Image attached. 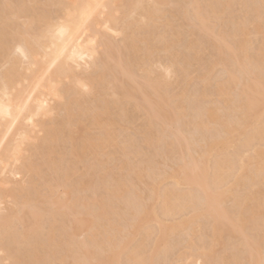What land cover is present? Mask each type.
<instances>
[{
    "label": "bare ground",
    "instance_id": "1",
    "mask_svg": "<svg viewBox=\"0 0 264 264\" xmlns=\"http://www.w3.org/2000/svg\"><path fill=\"white\" fill-rule=\"evenodd\" d=\"M182 261L264 264V0H0V264Z\"/></svg>",
    "mask_w": 264,
    "mask_h": 264
},
{
    "label": "rangeland",
    "instance_id": "2",
    "mask_svg": "<svg viewBox=\"0 0 264 264\" xmlns=\"http://www.w3.org/2000/svg\"><path fill=\"white\" fill-rule=\"evenodd\" d=\"M190 88L194 90V88H192V87H190ZM190 91H191V90H190ZM191 92H192V91H191ZM189 94H190V92H189ZM138 122H139V123H138ZM138 122H137L138 125H139V124H140V125L142 124V123H141V122H142L141 120H138ZM160 162H161V164L163 165V160L160 161ZM164 163H165V162H164ZM167 166H171L170 162H169V165H167ZM162 167H163V166H162ZM162 167H161V168H162ZM163 169H164V167H163ZM166 169H167L166 171H169V167L166 168ZM12 179H14V178H12ZM12 179H11V180H12ZM17 179L19 180V178H16V181L18 182ZM20 179H21V178H20ZM22 180L26 182L27 179L24 180V178H22V179L19 181V183H21ZM13 181H14V180H13ZM13 181H12V182L10 181V186H11V184H14V182L16 183V181H14V182H13ZM23 181H22V182H23ZM25 182H23V183H25ZM17 184H18V183H16V185H17ZM14 185H15V184H14ZM10 186H9V187H10ZM15 187H16V186H15ZM43 188H44V187H43ZM43 190H44V189H43ZM58 190L60 191V194H61L62 189L59 188ZM59 191H58V192H59ZM62 193H63V192H62ZM60 194H59V196H61ZM166 223L168 224V223H171V222L168 221V222H166ZM197 234H198V233H196V236H197L196 238L198 239V235H197ZM84 236H85V235L80 236V239H81V237L84 238ZM83 238H82V239H83ZM197 239H196V240H197ZM173 240H175V239H173ZM177 240H178V239H177ZM177 240H176V241H172V243H174V242H175V243L178 242ZM181 240L184 241L182 238H179V242H178V243H180ZM187 240H188V239L185 240V243H184V244H183V242H181V245L183 244L182 246H185ZM196 240H195V242H196ZM187 242H189V241H187ZM197 242H198V241H197ZM178 243L173 244V247H176V246L180 245V244H178ZM177 244H178V245H177ZM196 244H197V243H196ZM181 245H180V246H181ZM185 247H187V245H186ZM185 247H184V248H185ZM216 247H217V246H216ZM221 247H222V246H221ZM180 248H181V247H180ZM184 248L182 247V248H181L182 250L179 249V251H176V249H172V250H175L176 253L179 254V253L184 252V251H183ZM177 249H178V247H177ZM215 249H216V248H215ZM217 249L219 250L220 247H218ZM172 250H171V252H172ZM186 250H187V249H186ZM188 250H189V248H188ZM188 250H187V251H188ZM221 250H222V249H221ZM187 251L184 252V253H187L188 255H191L192 252L189 254V252H187ZM189 251H190V250H189ZM191 251H192V250H191ZM216 251H217V250H216ZM231 251H232V253H233V251H235V250H232V249H231ZM231 251H230V252H231ZM171 252H170V253H171ZM228 252H229V251H228ZM174 253H175L174 251H173V254L171 253L172 256H173V255H175V256L177 255V254H174ZM187 254H186V255H187ZM186 255H185V257H186ZM230 255H231V254H230ZM172 256H170V257H171V258L175 257V256H173V257H172ZM187 257L189 258V256H187ZM186 261H188V260H186ZM186 261H182L183 263L180 262V264H185ZM176 264H179V262L176 263Z\"/></svg>",
    "mask_w": 264,
    "mask_h": 264
}]
</instances>
